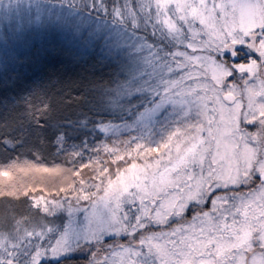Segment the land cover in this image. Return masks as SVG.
I'll list each match as a JSON object with an SVG mask.
<instances>
[{"label":"snow or ice","instance_id":"6c2138e0","mask_svg":"<svg viewBox=\"0 0 264 264\" xmlns=\"http://www.w3.org/2000/svg\"><path fill=\"white\" fill-rule=\"evenodd\" d=\"M109 15L127 77L0 104V264H264V0Z\"/></svg>","mask_w":264,"mask_h":264},{"label":"trees","instance_id":"16d2710c","mask_svg":"<svg viewBox=\"0 0 264 264\" xmlns=\"http://www.w3.org/2000/svg\"><path fill=\"white\" fill-rule=\"evenodd\" d=\"M115 3L116 0L40 2L41 6L69 9L82 21L91 20L97 24V34L91 28L80 31L71 27L66 31L54 26L51 31L41 32L17 47L0 50V104L12 103L26 96L35 87L57 92L68 89L80 91L90 81L112 82L117 77H127L126 57L116 52L117 48L112 46L109 32L110 28L128 30L115 24L109 15ZM105 6L109 11H105ZM126 102L130 104L134 100L126 98ZM92 139L93 136H90L89 140ZM96 139L104 140L102 135ZM25 159L32 160V154L25 151L21 160ZM52 159L49 150L45 149L40 162L49 163ZM5 162L3 154H0V163ZM6 207L10 205L0 197V219L3 218ZM64 260L67 264L71 261L69 258Z\"/></svg>","mask_w":264,"mask_h":264},{"label":"rangeland","instance_id":"374dc122","mask_svg":"<svg viewBox=\"0 0 264 264\" xmlns=\"http://www.w3.org/2000/svg\"><path fill=\"white\" fill-rule=\"evenodd\" d=\"M40 2H44V0L0 1V50L12 49L22 42L26 43L29 38L37 36L41 32L51 31L54 26L61 27L66 31L71 27L73 30L79 29L80 31L91 28L90 30H94L97 34V24L91 20L82 21L78 15L72 14L69 9L51 5L41 6ZM109 32L112 38V46L117 48L116 52L126 57L127 66L137 63L140 53L136 50L139 43L136 36L130 30L110 28ZM139 98L137 94L127 97L129 101L134 100V102H130L132 105H135ZM122 135L126 136L128 133L125 132ZM103 138L105 139L104 136ZM17 179L22 182L31 180L32 177L30 174H22ZM65 258L71 259L68 264H72V262L82 259V256L79 253H72L63 259Z\"/></svg>","mask_w":264,"mask_h":264}]
</instances>
